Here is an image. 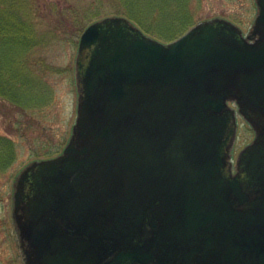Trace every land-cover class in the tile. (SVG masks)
<instances>
[{"label":"water","instance_id":"water-1","mask_svg":"<svg viewBox=\"0 0 264 264\" xmlns=\"http://www.w3.org/2000/svg\"><path fill=\"white\" fill-rule=\"evenodd\" d=\"M244 36L204 21L170 43L90 24L62 154L16 179L26 264H264V0ZM255 131L239 154L236 110Z\"/></svg>","mask_w":264,"mask_h":264},{"label":"rangeland","instance_id":"rangeland-1","mask_svg":"<svg viewBox=\"0 0 264 264\" xmlns=\"http://www.w3.org/2000/svg\"><path fill=\"white\" fill-rule=\"evenodd\" d=\"M26 1L29 14L26 12L23 20L31 26L35 24L40 34L47 35L45 44L29 51L24 57L31 74L38 76L44 83L45 94L37 103L39 106L26 108L0 96V138L9 139L14 146L13 160L0 168V264H26L13 218L17 177L33 161L62 154L73 134L78 107L76 62L82 35L75 33L78 26L74 22V12L78 11L82 17L86 11L101 9L110 12L115 5L114 0ZM178 3L179 7L185 5L183 11L191 18L192 24L172 39L166 36L172 37L175 32L166 26L162 14L173 9L156 10L158 21L153 20L155 23L148 24L158 32L156 35L135 24L145 34L163 43L176 40L201 22L215 19L233 23L244 36H248L253 31L259 12L257 0H179ZM111 16L128 18L115 14L106 17ZM230 105L236 110L238 125L237 138L231 150L232 161L236 166L240 152L254 141L255 132L239 114L237 106Z\"/></svg>","mask_w":264,"mask_h":264},{"label":"trees","instance_id":"trees-1","mask_svg":"<svg viewBox=\"0 0 264 264\" xmlns=\"http://www.w3.org/2000/svg\"><path fill=\"white\" fill-rule=\"evenodd\" d=\"M179 0H114V8L110 12L86 11L81 17L74 12L77 23L76 35L82 34L85 28L108 15H124L150 34L156 35L148 24L158 21L157 9L169 8L171 12L163 13L166 26L173 28L175 34L166 36L168 39L180 35L191 26V18L183 11L185 5L179 7ZM173 2L175 5H173ZM188 3V2H187ZM186 3V4H187ZM175 8V9H174ZM29 14L26 0H0V96L8 98L23 106L37 107L44 95V83L32 75L24 59L29 51L45 44L46 33H39L35 24L32 26L23 20ZM50 34V33H49ZM75 35V36H76ZM8 49V52H7ZM7 52V53H6ZM23 58V59H22ZM26 58V57H25ZM13 144L7 138H0V168L6 167L13 160Z\"/></svg>","mask_w":264,"mask_h":264}]
</instances>
